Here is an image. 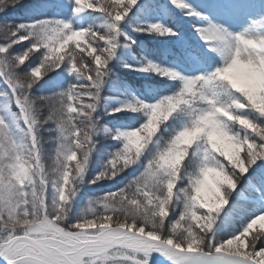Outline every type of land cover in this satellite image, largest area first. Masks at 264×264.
<instances>
[{
	"label": "snow or ice",
	"instance_id": "6c2138e0",
	"mask_svg": "<svg viewBox=\"0 0 264 264\" xmlns=\"http://www.w3.org/2000/svg\"><path fill=\"white\" fill-rule=\"evenodd\" d=\"M15 3L0 0V5L14 7ZM74 3L77 13L93 10L110 17L114 34L74 30L61 20H37L14 29L0 26L6 41L0 43V78L8 86L10 103L17 109L15 113L0 114V260L4 264H149L150 254L159 251L173 264H264V213L252 218L242 231L218 240L213 231L218 215L211 214V206L201 197L208 176L213 173L214 195L228 204L238 180L257 160L264 159V87L252 75L264 71V36H232L216 27L205 30V40L218 42V50L225 57L224 67L208 78L185 79L179 92L154 104H128L114 110L143 111L147 122L112 137L122 139L123 147L92 183L120 176L140 163L152 145H156V151L148 156L138 176L122 188L106 193L90 205L85 215L71 223L69 213L75 184L82 179L95 148L98 131L95 113L109 62L118 47L119 24L137 0H74ZM173 3L179 8L189 7L183 0ZM153 30L172 34L160 25H154ZM85 37L88 40L85 50L91 57L87 64L83 63L86 59L83 53L76 52ZM25 41L31 42L26 51L19 54L12 51ZM70 41L76 44L66 61L65 55L58 53ZM41 49L44 51L40 66L31 69L30 75L22 74L20 69L29 53L36 54ZM65 62L70 75L86 82H75L58 94L33 98L31 90L39 83L35 78L40 76L41 68L59 69ZM140 70L178 77L175 71L154 64ZM41 104L48 109L43 118ZM157 111L165 115L155 121L152 130ZM181 112L190 122L174 130L167 145H161L160 136L153 140L160 121L169 117L179 119ZM209 117L219 133L228 138L227 144L235 154L223 150L218 143L221 137L204 127L203 121ZM47 124L55 125L58 132L51 173L43 164L40 136V129ZM237 124L243 127L237 130ZM181 132H197L190 144L195 142L192 158L183 172L179 167L181 161L175 166L168 162L175 138ZM212 140L217 141L218 149L211 146ZM190 145H185L184 157ZM242 148H246L243 158ZM78 153L81 158L73 165ZM201 156L199 173L188 175L187 169ZM258 179L264 183V170ZM178 180H186L189 186L181 185L174 197ZM199 208L208 212L198 216ZM201 220L203 224L198 227ZM258 224L261 227L253 232Z\"/></svg>",
	"mask_w": 264,
	"mask_h": 264
},
{
	"label": "trees",
	"instance_id": "16d2710c",
	"mask_svg": "<svg viewBox=\"0 0 264 264\" xmlns=\"http://www.w3.org/2000/svg\"><path fill=\"white\" fill-rule=\"evenodd\" d=\"M15 3V0H13ZM260 2V0H258ZM262 2V0H261ZM4 10H0V26L7 25L9 29H14L19 24H30L34 21H57L61 20L69 23L74 30L90 29L100 32L101 34H113L111 28V18L104 13L85 10L77 13L75 11L74 0H19V3H15L14 7L8 5H0ZM164 18H167L173 28V34L176 39L184 37L187 39V43L172 42L171 38L157 39L152 32H146L145 30H138V40H144L149 42L150 52L138 51L137 45L133 46L132 56L138 57L144 64H154L163 69H168L165 61H181L188 69L195 70L198 62H202L206 67V78L211 77L215 72L223 67V63L219 61L213 55H210L206 44L197 38L195 33V24L188 19L185 14L181 12H174L173 10L162 13ZM183 38V39H184ZM175 39V40H176ZM181 39V38H180ZM6 42L3 37V33L0 32V43ZM30 41L17 44L12 50L14 53L26 51V47L30 44ZM102 43V42H101ZM75 41H70L65 45L64 49L58 53V55H65L67 61V54L71 53L75 48ZM88 40L87 37L82 38L80 41V48L76 49L77 53H83V63L87 64L91 61V57L87 55ZM95 46V45H93ZM36 54L29 53L28 60L25 61V65L20 72L22 74L30 75L31 69L39 67L42 62L43 49ZM158 53V54H157ZM191 53L196 54V59L191 56ZM98 54V53H96ZM160 56L158 60H155V56ZM80 59V56H77ZM79 67V64H78ZM139 64L134 62L132 68L122 70L117 63H114L113 59L110 60L108 66V75L105 78L118 79V87L116 89L110 88L106 91H102L101 102L98 103L99 113L96 115L98 122V131L94 137L95 148L91 155V160L82 179L78 180L75 184V195L71 200V210L69 213V222L75 223L77 219L85 215L90 207L96 201L101 200L106 193L114 192L119 188H122L126 183L131 181L134 176H138L143 170L144 165L147 162L148 156L154 154L156 151V145H146L150 147L149 153L141 157L140 163L129 168L126 172L122 173L115 179L99 180L96 183L93 181L102 171L105 170L108 162L112 159L117 151H120L123 147V140L113 139L112 137L121 132V125H125L128 130H133L142 127L147 122V116L143 111L133 112L130 110L114 111L116 109L124 108L128 104H136L129 94H126L123 90V82L129 81L137 90L144 92L147 95L145 100L146 104H154L162 99L164 96L175 95L183 87V82L179 79H169L167 81H161L162 83L154 82L149 79V76L138 75ZM37 83L31 90L33 98L49 96L52 94H58L67 90L73 83L86 81L80 80L77 75H70L68 70V63L65 62V66L59 69H46L41 68V74L35 78ZM199 85H197V88ZM211 90V89H209ZM8 86L0 78V114L15 113V105L11 104L8 99ZM39 103V102H38ZM41 107V117L47 115V107ZM97 107V108H98ZM175 115V113H173ZM179 119H173L169 117L168 120H161L156 132L153 134V140L157 136H160L161 145H167L174 130H178L184 124L190 122L189 117L181 112L178 114ZM243 126L236 125L237 130ZM165 128L167 131H165ZM251 131V130H249ZM58 132L55 130V125L47 124L40 129V136L42 139V151L44 153L43 164L47 172L51 173L55 165L56 154V136ZM193 145L188 146V153L180 163L181 172L184 171L185 164L192 158L191 151ZM246 153V148H244ZM143 151V150H142ZM217 155H219L217 153ZM81 154H77V161H73L75 165L79 162ZM202 156L196 158L195 162L187 169L188 175L193 172L199 173V164L202 160ZM221 159L227 161L226 157ZM74 175V174H73ZM250 176V181L248 177ZM260 173L258 171H251L248 176L241 177L239 179L238 189L231 195V200L222 213H215L212 211V215H218L216 226L214 228L215 237L218 240H223L228 236L242 231L252 218H254L259 211H261V204H264V183H261L258 179ZM72 177L70 176V183ZM251 183L254 188L249 186ZM189 186L187 181H179L174 186L173 195L177 189L181 186ZM51 192L52 190L49 189ZM180 209H177L179 211ZM208 212V209L199 208L198 216H203ZM193 223H197L193 221ZM203 224V220L198 223ZM211 235V234H210Z\"/></svg>",
	"mask_w": 264,
	"mask_h": 264
},
{
	"label": "rangeland",
	"instance_id": "374dc122",
	"mask_svg": "<svg viewBox=\"0 0 264 264\" xmlns=\"http://www.w3.org/2000/svg\"><path fill=\"white\" fill-rule=\"evenodd\" d=\"M183 2L188 6L194 5L196 8L194 10L179 8L173 3V0H137V3L134 6H131V10L128 15L119 24L120 31L116 41L118 47L115 50V56L112 58L114 63H117L122 70H130L134 62L139 64V69L148 66L144 64V62H141L138 57H135V55L132 56V49L135 45H137L138 51H151L147 40H138L137 30H135L136 27L138 30L152 32L157 39H165L168 37L171 38L170 41L172 42L187 43V39L184 37H180L181 39H176L174 37L170 21L167 18H164V15L162 14L166 11L170 12L173 10L176 13L184 12L188 16V19L193 21L195 24L194 34H196L197 38H200V40L206 44L208 48L207 51H209L210 55L215 56L223 63V67L225 66V57L218 50L219 44L211 39L208 41L205 40L203 37L205 30L216 27L221 29L224 33L232 36L238 34H244L254 38L264 36V0H262V2L261 0L260 2H258V0H183ZM190 12L198 13V15H191ZM154 25H160L162 29H170L172 34H162L161 32L154 31ZM191 56L194 59L197 58L195 53H191ZM159 57L160 56L158 55L153 59L158 60ZM162 61L163 63L168 64V70L175 71L178 74V77L175 79H179L182 82H184L185 79H198L201 76L204 77L207 73L206 67L201 61L198 62L195 70L188 69L181 61ZM137 73L138 75L149 76V79L154 82L156 81L157 83L173 79L154 71L140 70ZM122 84L124 92L129 94L136 104L145 103L147 95L144 94V92L137 90L136 87H134L128 80L124 81ZM112 87L113 89L118 87V79L113 80V78H105L100 89V96L102 95V91H106ZM101 100L102 98L100 97L99 103ZM98 110L99 107L95 113L96 120V115L99 113ZM123 131H129L124 124L121 125V132ZM218 143L223 150L229 152L230 154H235V150L226 142L219 140ZM244 155L245 150L242 148L240 151V157L243 158ZM182 161L183 160H181V162ZM253 170L258 171V173L261 174V171L264 170V159L257 160L255 164L251 165L248 173L245 174V177ZM215 179V175L210 173L208 176V183L201 191V197L211 206L213 212L222 213L225 209H227L226 207L232 197H229L228 204L222 203L216 198L214 195V189L216 187ZM249 179L250 176L248 177V180ZM238 184L239 180L236 190L238 189ZM248 185L254 188V185L251 183ZM221 191H223V189H221ZM261 206V211H259L256 216L264 213V204H261ZM260 227L261 225L258 224L253 229V232ZM167 259L168 257L162 252L154 251L150 254L149 264H173L171 262H167Z\"/></svg>",
	"mask_w": 264,
	"mask_h": 264
},
{
	"label": "clouds",
	"instance_id": "9594fccd",
	"mask_svg": "<svg viewBox=\"0 0 264 264\" xmlns=\"http://www.w3.org/2000/svg\"><path fill=\"white\" fill-rule=\"evenodd\" d=\"M247 68L248 66H242ZM253 78L257 79L260 83V86L264 87V71L259 73H252ZM264 107V105H262ZM165 115L162 111H157L154 114V122L152 126V130H155V121L159 120L161 117ZM243 123H246V121H242ZM204 127L214 130L215 134L220 136L221 139L228 143V138L223 137L221 133H219L217 126L215 122L211 119V117L206 118L203 121ZM201 131V129H197V132ZM197 132H181L176 138H175V146L173 150L169 153L168 156V162H170L173 166L179 164V162L183 159L185 155V145H190L194 137L197 135ZM137 145L139 146V141H136ZM211 146L214 149H218V144L216 140H212Z\"/></svg>",
	"mask_w": 264,
	"mask_h": 264
},
{
	"label": "bare ground",
	"instance_id": "6f19581e",
	"mask_svg": "<svg viewBox=\"0 0 264 264\" xmlns=\"http://www.w3.org/2000/svg\"><path fill=\"white\" fill-rule=\"evenodd\" d=\"M196 7L194 5H189V7L187 9L189 10H194ZM4 261L3 260H0V263H3ZM167 262H171L173 263L169 258L167 259Z\"/></svg>",
	"mask_w": 264,
	"mask_h": 264
},
{
	"label": "water",
	"instance_id": "95a60500",
	"mask_svg": "<svg viewBox=\"0 0 264 264\" xmlns=\"http://www.w3.org/2000/svg\"><path fill=\"white\" fill-rule=\"evenodd\" d=\"M4 264V263H3Z\"/></svg>",
	"mask_w": 264,
	"mask_h": 264
}]
</instances>
